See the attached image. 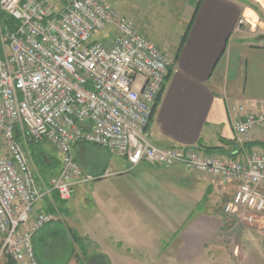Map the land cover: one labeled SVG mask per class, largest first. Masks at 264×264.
<instances>
[{
  "label": "built area",
  "instance_id": "1",
  "mask_svg": "<svg viewBox=\"0 0 264 264\" xmlns=\"http://www.w3.org/2000/svg\"><path fill=\"white\" fill-rule=\"evenodd\" d=\"M106 31L108 38L93 39ZM173 65L107 0H0V262L41 264L34 238L59 217L33 215L36 205L53 192L68 202L78 187L113 176L112 169L99 176L83 172L73 152L83 144L125 158L132 168L178 166L237 182L225 213L248 222L264 217V153L226 160L199 147L153 143L152 118ZM234 129L242 143L264 129V112L240 116ZM37 143L61 155L44 192L26 155Z\"/></svg>",
  "mask_w": 264,
  "mask_h": 264
},
{
  "label": "crops",
  "instance_id": "2",
  "mask_svg": "<svg viewBox=\"0 0 264 264\" xmlns=\"http://www.w3.org/2000/svg\"><path fill=\"white\" fill-rule=\"evenodd\" d=\"M190 4L192 6H187L181 17L174 20L173 44L177 43L175 55L178 56L176 60L173 57L171 74L154 111L150 126L153 143L163 149L199 147L206 153L210 148H220L217 153L208 154L226 160H241L247 153H264V129L253 130L242 139V143L238 141L234 129V121L240 116L264 112V43L256 41L260 36L264 38V0H192ZM241 19L253 25L252 28L239 25ZM255 26L260 27V32H253ZM169 41L166 38L158 44H169ZM252 143L258 145H247ZM121 159L130 166L125 158ZM127 165L110 163L97 171L100 174L112 169L115 176L98 182L94 195L87 198L88 203L94 206L92 211L88 209L87 203L77 210L70 206L76 196L86 199L83 192L86 185L78 187L68 202L59 199L55 203L54 192L36 205L33 215L54 213L59 217L58 221L47 225L34 238L35 249L43 264H77L76 260H70V257H76L73 247L68 250L69 246L76 245L74 234L82 237L85 243L87 240L96 246V250L86 252L85 257H109L111 264L123 260L121 257L135 255L173 257V264H191L198 260L196 257H200L205 241L210 240L214 229H221V225L193 221L178 233L181 229L177 230V222L174 221L168 227L161 228L167 229L168 237L171 235L175 241L163 237L153 246L134 240L130 242L120 236L136 213L132 205L136 194L133 187L140 185L146 188L147 191H143L149 196L150 189L147 188L152 179L159 184L160 195H167L166 199L175 193L166 180V173L162 174L174 168L144 163L127 169ZM177 168L184 169L192 177L202 175L183 167ZM134 170H142L145 177L129 176ZM229 183L225 188L219 185L214 188L223 197L227 194L231 199L238 183ZM110 185L112 189L109 195H104L109 198V209L97 214V201L103 200L99 193ZM119 198L125 203H121ZM157 212L165 217L164 210ZM163 216L158 217V220L163 219ZM230 217L240 221L234 216ZM178 234L179 240L176 241ZM239 253L240 257L264 258L262 241L254 252L256 255L251 256L244 248H239Z\"/></svg>",
  "mask_w": 264,
  "mask_h": 264
},
{
  "label": "rangeland",
  "instance_id": "3",
  "mask_svg": "<svg viewBox=\"0 0 264 264\" xmlns=\"http://www.w3.org/2000/svg\"><path fill=\"white\" fill-rule=\"evenodd\" d=\"M107 1L156 43L165 54L174 59L173 57L175 56L177 48V43L173 44L175 39L173 38L174 35L172 32L174 31V22H176L174 20L180 18V15L185 12V9L192 6L190 4L192 0ZM190 9H192V7ZM248 25L250 28L253 26L249 22ZM259 26H255L256 29L253 32H258ZM164 34H166L165 38ZM108 36V31L100 32L94 34L93 39L103 40L108 38ZM166 38H169V44H158V42L163 39L166 40ZM256 41L264 43V38L260 36L256 38ZM26 152L29 158L30 168L36 177L38 187L40 191L44 192L48 189L50 180L60 169L61 155L56 148L52 147L50 144L40 143L34 145L30 144ZM73 152L78 164L86 175H96L98 170H101L110 163L127 165L121 159L122 157L111 154L95 145H78L74 148ZM130 168L131 167L127 165V169ZM176 168L177 167H174L175 170L169 169V172H162V174L166 173L165 177L167 182H170L171 187L175 189L174 195L169 196V199H166L167 195H160L159 184L156 183V180L155 182L152 179L150 180L149 188H147L150 189L148 191L150 193L149 196H146L144 192L147 191L146 188L143 189L144 187L140 185L133 187L136 194L132 200V205L136 210L135 212H139V215L137 216L136 213L134 214L133 221H128V226L122 231L123 233H120V236H123L125 240L130 242L134 240V242L137 241L140 244L153 246L158 240H162L163 237H168V233L166 232L167 229L164 230L161 226L163 228L164 226L168 227L174 221L177 222V230L181 229L178 233L187 228L193 221L202 222L204 224L216 223L217 226L221 225V229H214L215 233L213 236H209L210 240H207V242L205 241L206 244L200 257H196V260L197 258L198 260L191 264H264L263 257H240L239 253V248H244L247 252L249 251L251 256L256 255L254 252L258 250V246L261 244L264 236V217L257 216L254 218L253 222L234 220L224 212V206L230 201L228 198L229 195L227 196L226 194L223 197L222 194L214 188L218 185L219 187L225 188L230 185L229 182L203 175L192 177L184 171V169ZM106 170L97 174V176L102 175ZM158 171L161 172L163 170ZM114 176L115 172L113 171V176L111 177L100 178L93 183L86 184L83 191L86 194L84 195L86 199H83V197L79 199L78 196H76L74 200L71 201L70 206L77 210L82 206L84 207L87 203L88 209L92 211L94 206L90 202L88 203V199L94 195L96 190L95 186H97L98 182L102 183L104 180H109ZM129 176L145 177V174L142 170H134ZM157 177H159V175L156 176L158 180ZM162 179H164V177ZM94 183L96 184L94 185ZM111 187V185L106 186L101 190L102 192L99 193L102 195L103 200L100 202L97 201V214H100L104 209L109 207V198H106L104 195H109V191L112 189ZM136 195L138 196L136 197ZM53 197H55V203L60 199L56 197V195H53ZM119 199L121 203H125V200L123 202L121 198ZM60 204L62 205L63 203L61 202ZM114 204L113 202L112 205ZM112 205L110 206L111 208ZM160 210H164L165 217L157 212ZM154 212L157 213L155 214ZM142 216L144 217L143 221ZM160 216H163V219L159 218L161 221L158 220ZM105 238L106 237H104V240ZM172 238L173 237L170 235L168 240L173 241L174 239ZM175 238L176 241L179 240V234L176 235ZM75 243L76 245L73 244V246H69L68 249L70 251L73 247V252L76 253V257H70V260H76L77 264H111L109 257H83L85 254L83 246H85L88 253L96 250V246L95 244L93 245V242L86 240L83 246L78 242ZM167 243L168 242H166V244ZM106 245L108 246V244ZM110 249L113 250L114 247H110ZM140 256L141 255H139V257H137V255L128 258L121 257L123 260H118L116 264H173L174 262L173 257ZM51 258L61 260L58 259L59 257ZM5 263V259L0 262V264Z\"/></svg>",
  "mask_w": 264,
  "mask_h": 264
},
{
  "label": "trees",
  "instance_id": "4",
  "mask_svg": "<svg viewBox=\"0 0 264 264\" xmlns=\"http://www.w3.org/2000/svg\"><path fill=\"white\" fill-rule=\"evenodd\" d=\"M201 1V0H200ZM199 6H200V2L197 4V10L199 9ZM1 18H2V20H3V23L5 24V25H7L10 29H14L15 28V26H16V23L12 20V19H9V18H7V17H5L3 14H1ZM185 38H186V36H185ZM184 38V39H185ZM183 42H184V40H183ZM182 42V43H183ZM177 56L178 55H175V60L177 59ZM171 71H172V69L170 70V74H171ZM170 74H169V76H170ZM168 79H169V77H168ZM167 79V80H168ZM164 90V89H163ZM163 93V92H162ZM162 95V94H161ZM160 99V98H159ZM158 104V103H157ZM156 109V108H155ZM34 145V144H33ZM247 145H249L250 147H252V146H256V145H258L257 143H252V144H247ZM34 148V147H33ZM220 150V148H210V149H208L207 150V153H217L218 151ZM36 156V155H35ZM41 158V157H40ZM38 159V158H37ZM77 161V160H76ZM56 195H57V197H58V194L56 193ZM74 236V240H75V242H78L79 244H81V246H83L84 245V241L81 239V237L78 235V234H74L73 235ZM83 250H84V256L83 257H85V255H86V252H87V250H86V248H85V246H83ZM35 252H36V256H37V259H38V261L41 263V264H43L42 263V259L40 258V257H38V253H37V251H36V249H35ZM5 264H16L12 259H8L7 260V262L5 263Z\"/></svg>",
  "mask_w": 264,
  "mask_h": 264
}]
</instances>
